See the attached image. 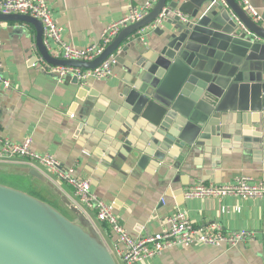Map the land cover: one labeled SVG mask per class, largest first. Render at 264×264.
Here are the masks:
<instances>
[{
    "label": "water",
    "instance_id": "1",
    "mask_svg": "<svg viewBox=\"0 0 264 264\" xmlns=\"http://www.w3.org/2000/svg\"><path fill=\"white\" fill-rule=\"evenodd\" d=\"M225 2L159 0L91 62L54 58L42 23L31 16L0 14V22L34 26L39 54L54 66L95 69L117 53L124 87L108 107L87 103L82 128H111L113 165L151 164L177 182L180 155L240 147L252 161L264 159V28L237 0ZM161 15L153 46L128 41ZM133 131L141 132L139 145L129 138ZM0 173L28 178L36 192L0 182V264H118L100 228L61 184L26 163H0Z\"/></svg>",
    "mask_w": 264,
    "mask_h": 264
},
{
    "label": "crops",
    "instance_id": "2",
    "mask_svg": "<svg viewBox=\"0 0 264 264\" xmlns=\"http://www.w3.org/2000/svg\"><path fill=\"white\" fill-rule=\"evenodd\" d=\"M146 1L50 0V5L64 41L83 49L102 44L103 32L110 24ZM250 1L260 13L258 23L264 28V0ZM133 37L128 41L141 39L142 47H151L159 39L153 26ZM36 39L32 25L0 22V139L21 143L30 137L35 152L54 156L63 170H73L76 176L90 180L92 191L114 205L120 225L133 237L165 230L166 218L179 210L186 211L197 228L218 223L226 234L240 230L253 233L252 239L234 248H173L139 264H264L263 199L228 196L201 200L184 196L187 187L199 183L226 184L241 176L252 182L263 181L264 159L252 161L251 153L240 147L208 148L210 151L204 153L180 155L183 170L177 182L166 181L160 174L165 171L157 172L151 164L145 170L130 160H118L113 165L108 156L111 139L107 134L111 128L84 131L82 110L87 103L108 107L115 101L124 87L126 70L115 65L112 76L84 86L76 77L60 80L40 66ZM140 135V131L130 133L133 145L140 144ZM0 182L14 187L15 183L24 184L36 194L28 178L0 173ZM57 183L63 188L65 185L64 190L74 198L73 187L60 180ZM98 227L117 262L119 259L125 264V247L119 236L108 224L100 223Z\"/></svg>",
    "mask_w": 264,
    "mask_h": 264
},
{
    "label": "built area",
    "instance_id": "3",
    "mask_svg": "<svg viewBox=\"0 0 264 264\" xmlns=\"http://www.w3.org/2000/svg\"><path fill=\"white\" fill-rule=\"evenodd\" d=\"M158 1L147 0L142 7L132 9L127 16L110 24L104 30L102 44H95L83 49L64 41L62 30L53 19L50 0H0V14L27 15L39 20L43 25L44 44L54 58L91 62L103 54L121 30L143 20ZM237 1L254 21L258 22L261 19L260 13L250 0ZM221 3L226 5L225 0H221ZM162 16L153 24V28L160 25ZM38 60L46 72L57 75L60 80L76 77L82 86L91 81H99L112 76L114 74L113 67L116 65L115 55L110 56L95 69L54 66L48 64L41 56ZM5 85L9 86L8 83ZM32 145L33 139L30 137L21 143L0 139V163H26L41 170L43 167L50 170L60 181L73 187L75 191L73 199L89 218L93 220L90 215L93 214L99 223L108 224L119 236L125 247L122 253L125 264H139L173 248L191 249L203 245L217 247L225 245L234 248L253 237V233L246 230L226 234L218 223L197 228L191 223L188 213L180 210L166 218L165 230L146 237H133L120 225L115 215L114 205L104 202L92 191L90 180L76 176L73 170H63L60 162L54 156L37 153L32 149ZM184 196L187 199L201 200L221 199L228 196L264 200V180L252 182L249 177L241 176L226 184L199 183L187 187Z\"/></svg>",
    "mask_w": 264,
    "mask_h": 264
},
{
    "label": "rangeland",
    "instance_id": "4",
    "mask_svg": "<svg viewBox=\"0 0 264 264\" xmlns=\"http://www.w3.org/2000/svg\"><path fill=\"white\" fill-rule=\"evenodd\" d=\"M42 168V170H44L45 171V173L47 174V175H49L51 178H53L55 181H59V179L56 177V176H54L53 174H52V172L50 171V170H48V169H45V168H43V167H41ZM15 182H13L12 184H14ZM15 185H16V187H18L19 189H22V190H24V191H28L29 190V188L26 186V185H24V184H18V183H15ZM64 188H66L65 187V185H64ZM69 193H71V190L70 189H66ZM71 194H73V193H71ZM79 201V200H78ZM91 216H92V218H93V220H94V222L96 223V225L97 226H99V222H98V220L95 218V216L93 215V214H90ZM118 263L119 264H123L119 259H118Z\"/></svg>",
    "mask_w": 264,
    "mask_h": 264
}]
</instances>
